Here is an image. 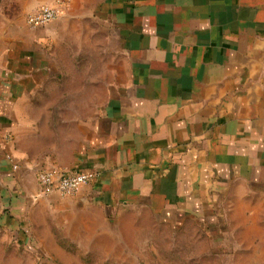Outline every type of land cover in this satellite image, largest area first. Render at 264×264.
Returning a JSON list of instances; mask_svg holds the SVG:
<instances>
[{
    "label": "crops",
    "instance_id": "obj_1",
    "mask_svg": "<svg viewBox=\"0 0 264 264\" xmlns=\"http://www.w3.org/2000/svg\"><path fill=\"white\" fill-rule=\"evenodd\" d=\"M54 1L5 3L22 15ZM67 1L70 7L48 25L30 27L25 15L23 22L0 30L4 208L56 199L39 193V170L20 162L14 151L18 113L42 81L89 80L93 86L100 77L98 63L85 72H67L54 58L62 54L57 50L64 40L72 41L81 17L103 14L107 26L121 33L126 70L117 79L115 70L107 72L115 83L102 105L68 108L92 114L75 122L66 160L50 168L96 176L66 201L151 209L155 200L178 201L182 184L201 183L198 190L209 191L225 176L259 190V180L264 182V0ZM111 39L107 36V47L113 46ZM107 59L114 69L115 58ZM30 106L25 110H43Z\"/></svg>",
    "mask_w": 264,
    "mask_h": 264
},
{
    "label": "rangeland",
    "instance_id": "obj_2",
    "mask_svg": "<svg viewBox=\"0 0 264 264\" xmlns=\"http://www.w3.org/2000/svg\"><path fill=\"white\" fill-rule=\"evenodd\" d=\"M25 15L0 0V30L23 22ZM81 18L72 41L61 42L62 54L54 59L67 72H85L98 63L100 77L92 87L89 80L42 81L22 102L13 147L33 171L66 160L69 131L92 114L70 111L71 104L102 105L115 83L107 72L115 70L116 79L125 74L121 33L107 26L104 14ZM107 36L113 46H106ZM111 56L114 69L107 64ZM30 105L43 110H25ZM6 158L16 170L12 156ZM224 178L209 191H199L201 183L182 184L178 201L155 200L151 209H107L58 196L4 208L0 194V264H264V182L259 180L258 190L233 176Z\"/></svg>",
    "mask_w": 264,
    "mask_h": 264
},
{
    "label": "built area",
    "instance_id": "obj_3",
    "mask_svg": "<svg viewBox=\"0 0 264 264\" xmlns=\"http://www.w3.org/2000/svg\"><path fill=\"white\" fill-rule=\"evenodd\" d=\"M65 6L66 3L63 0L41 5L26 15L25 22L30 27L48 25L62 15ZM95 176L92 172L66 173L58 168H49L39 170L35 181L41 195L70 198L77 195L80 189L89 184Z\"/></svg>",
    "mask_w": 264,
    "mask_h": 264
}]
</instances>
